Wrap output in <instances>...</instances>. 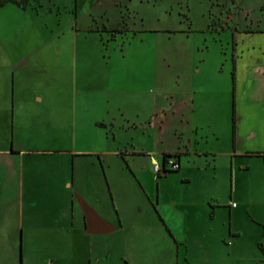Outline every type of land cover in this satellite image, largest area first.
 Masks as SVG:
<instances>
[{
  "label": "crops",
  "instance_id": "crops-1",
  "mask_svg": "<svg viewBox=\"0 0 264 264\" xmlns=\"http://www.w3.org/2000/svg\"><path fill=\"white\" fill-rule=\"evenodd\" d=\"M27 10L12 2L0 6V47L3 48L0 59H15L22 64L29 58V54L33 58L42 53V44L33 47L32 53L27 50ZM9 12L20 18L17 32L9 28ZM34 29L33 42L36 40L37 26ZM263 31L264 29L246 27L239 32L240 38L234 35L236 63L242 68L240 76L245 80L244 86H237L236 80L233 86H193L195 75L192 72L196 70L198 76L202 68H190L192 53L189 52L192 48L189 44L184 51H180L182 54L176 56L180 67L178 71L181 70L186 86H77V76L80 84L85 80L84 66L81 64L84 71L82 75L75 70L80 60L79 55L85 56L84 50L77 45L75 37L72 46L62 50V58L59 34L53 41L56 43L54 58L58 62L52 64L57 65L52 67L50 73L52 85L48 87L51 93H43L40 86L28 85L27 66L20 71H13L7 66L3 72L4 84L0 86V119L3 122L0 131L3 134L5 132L7 138V143L0 147V164L17 172L19 166L24 167L25 158L32 155L31 149L26 147V139L23 140V132L15 129L14 121L15 117L24 116V111L33 108L34 104L45 105L43 116L48 121L59 120L62 117L61 108L69 105V116H73L74 124V147L63 151L72 155L73 163L77 157L85 162L73 166L71 180L63 181L65 192L54 197L43 196V204L52 203V212H28L26 216H22L23 220L18 228L23 241L24 235H27L29 245L36 249L39 244L45 243L49 249L67 250L69 253L82 250L84 256L76 264H114L108 262L111 250L108 248L115 245L113 243L118 246L121 243L118 244L119 239L112 241L111 237L127 228L180 234H186L190 228L207 229L211 227L213 218H216V212L214 208L211 210L208 197H203L202 191L216 185L214 183L218 173L215 169L219 166L227 168L232 160L233 187L239 175V182L244 186L250 201L236 203L232 193L228 199L219 201L223 204L221 206L228 208L231 222L229 233L233 234V241L226 250L231 255L232 264H264V162L259 167L258 163L255 164L258 169L255 167L252 171L254 165L251 160L252 157L264 159V150H256L259 143L252 142L253 137L264 134V64H258L257 58L251 61L247 58L244 61L245 50L250 46L248 42L252 40L248 34ZM66 42L68 43V39ZM165 47L164 60L171 54L165 43L159 48ZM59 61L66 65L59 64ZM59 67L62 69L60 72ZM61 75L67 86L60 84ZM252 77L263 85L259 86V93H255L254 98L250 93L252 86H248ZM57 78L59 80L53 83ZM70 81L76 85L71 86ZM153 87L155 91L152 90ZM76 111L78 114L81 112V118L77 119ZM32 114L40 115V112L33 108ZM253 119H256L254 123L258 127H252ZM78 121L81 122V127H77ZM59 129L60 127H55V133L58 134ZM236 130L238 140L233 138ZM82 137L83 146L77 147L78 139ZM31 138L34 139L35 136ZM212 139L224 141L225 148L218 150L217 147H210ZM15 142L18 148L13 145ZM165 154L178 155L180 167L176 171H179L182 183L180 193L177 190H167L166 186L162 189L166 184V176L160 174L165 172L154 175L151 171L154 162L164 164ZM236 155L245 157L239 163V169L234 159ZM126 171L137 179L136 185L142 189V196L123 199L122 196L125 195L126 198L128 195L125 188H133L135 183L127 179V186L125 185L122 175L127 176ZM237 171L246 173L238 174ZM256 171L257 173H253ZM147 172L152 173L156 190L148 187L144 179ZM23 184L22 180L21 185ZM24 193L22 189V194ZM29 194L30 207H35L37 201L32 193ZM80 199L102 220L103 223L96 225L101 231L88 232ZM196 205H200L202 212L198 211L199 207ZM128 210L139 219L127 226L124 217L130 213ZM245 210L249 216L245 215ZM237 217L250 229V241H244L242 231L234 227ZM8 229L11 230V227L0 226V234H7ZM186 262L191 264L190 258L186 257Z\"/></svg>",
  "mask_w": 264,
  "mask_h": 264
},
{
  "label": "rangeland",
  "instance_id": "rangeland-1",
  "mask_svg": "<svg viewBox=\"0 0 264 264\" xmlns=\"http://www.w3.org/2000/svg\"><path fill=\"white\" fill-rule=\"evenodd\" d=\"M24 1L26 3L22 8L28 9L25 18L27 20L25 25L27 50L32 53L33 47L42 44V53L33 58H30L31 55L28 53L29 58L22 64L15 59H0V86L4 84L3 72L7 66L13 71L23 70L22 68L27 66L28 85L40 86L43 93L47 94L51 93L48 87L52 85L51 69L57 65L52 64L58 62L54 58L56 43L53 42L58 34L61 35L60 39L58 38L61 42H59L60 48L57 47V49L61 51L67 49L72 46L73 41L76 40L74 38L77 37V45L84 50L85 56L83 54L82 56L85 58L82 59L79 55L81 61H78L75 70L77 74L82 75L84 68L85 80H82L80 84L77 76V86H186L183 83L181 70L178 71L180 67L176 56L182 54L180 51H184L188 44L192 48L189 52L192 53L190 68L195 69L198 66L202 68L198 76H196V70H193L192 74L195 75L193 86H233L234 80L237 81V86H244L245 80L240 76L242 68L236 63L234 35H238L246 27L264 29V0ZM8 15L11 16L8 18L11 23L9 28L17 32L20 18L12 12ZM34 26H37L38 32L33 42ZM238 36L240 38V35ZM248 36L252 39L248 42L249 47L252 48H246L244 61H247V58L248 61L257 58L258 64H264V31L253 35L248 34ZM164 43L171 51L169 58L165 60L163 55L166 47L159 48ZM1 50H3L2 47H0ZM140 54H142L141 57ZM202 58L203 61H201ZM61 63L59 61V64ZM61 70L59 67V72ZM58 80L59 78L55 79L53 83ZM76 83L70 85L74 86ZM60 84L66 85L63 75L60 77ZM248 86H252L250 93L254 98L255 93H259V86L263 85L252 77ZM152 90L155 91V87ZM32 107L39 111L40 115L32 114L33 108L30 107L24 111V116L15 117L14 121L15 129L23 132L21 133L23 140L26 139V147L31 149L32 155L25 158L24 167L19 166L17 172L0 164V226L11 227L7 234H0V264H76L84 256L82 250L69 253L67 250L49 249L45 243L39 244L40 249H36L35 246L29 245L27 235H24L23 241L21 230L18 228L21 226L22 216H26L28 212H52L54 210L52 203L44 202L43 204V196L54 197L62 191L65 192L63 181L71 180L73 166L79 163L85 164L78 157L73 163L72 155L63 151L74 147L72 143L74 124L73 116H69V112L71 113L69 105L61 108L62 117L59 120L52 121H48L43 116V112L46 111L45 105L34 104ZM78 107L80 110L79 105ZM76 115L78 119L82 114L76 111ZM255 120H252V127H258L254 123ZM76 125L82 126L80 121ZM2 126L3 122L0 119V127ZM55 127L61 129L58 134L55 133ZM0 134V147H2L5 142L7 143V138L5 132L3 134L0 131ZM31 136L35 138L32 139ZM234 137L238 140L237 130ZM83 139V137L78 139L77 147L83 146ZM213 140L210 147H217L218 150L225 148L224 141ZM254 141L259 143L256 150H264V134L253 137L252 142ZM13 145L15 148L19 147L16 142ZM37 149L40 150L37 151ZM231 158L230 156V160ZM262 158H251L254 165L252 171L256 167L255 164L258 163L259 167L264 162ZM234 159L239 169L238 165L245 160V157L236 155ZM151 171L155 173L152 167ZM178 172L175 170L160 174V176H166V184L162 186V189L166 186L167 190L172 192L177 190L180 193L182 183ZM215 172L218 173L214 183L216 185L202 191L203 197H208L211 210L214 208L216 212V218H213L211 227L190 228L186 234L127 228L111 237L112 241L119 239L117 242L121 244L118 246L113 243L115 245L108 248H111L108 253L110 256L108 262L187 264L186 257H188L191 264H232L231 255L226 250L233 241V234L229 233L231 222L227 206H221L223 204L219 201L228 199L231 193L236 203L241 204L242 201H250V199L248 193L244 191V186L239 182V175L233 187L232 160L227 168L219 166ZM237 173L245 174L246 172L237 171ZM122 178L126 186L127 179L135 181L133 188H125L128 190V195L126 198H124L125 195L122 196L124 200L142 196V189L136 185L137 179L129 171L127 176L122 175ZM144 179L149 188L156 190L152 173L147 172ZM22 180L23 185H21ZM22 189L25 191L24 194ZM27 190L37 201L35 207H30L31 198ZM162 192L164 193V190ZM254 205L259 211L258 206ZM199 206L196 205V207ZM198 211L202 212L200 207ZM244 213L249 216L247 210ZM131 214L130 212L124 217L127 226L139 219L135 218V213ZM234 227L242 231L244 241L251 240L250 229L242 219L237 217ZM259 243L262 244L261 241Z\"/></svg>",
  "mask_w": 264,
  "mask_h": 264
},
{
  "label": "water",
  "instance_id": "water-1",
  "mask_svg": "<svg viewBox=\"0 0 264 264\" xmlns=\"http://www.w3.org/2000/svg\"><path fill=\"white\" fill-rule=\"evenodd\" d=\"M79 202L86 217L88 232L95 233L101 231L96 227L97 224L102 222L96 212L91 207H89L83 199H80Z\"/></svg>",
  "mask_w": 264,
  "mask_h": 264
},
{
  "label": "built area",
  "instance_id": "built-area-1",
  "mask_svg": "<svg viewBox=\"0 0 264 264\" xmlns=\"http://www.w3.org/2000/svg\"><path fill=\"white\" fill-rule=\"evenodd\" d=\"M164 165H165V168H167V169L179 168V162L177 161V159L175 157H169L167 159V162L164 163L163 165H161L157 162H154L152 168H153L155 173H160V172H164V171H162ZM233 205H235V203H233Z\"/></svg>",
  "mask_w": 264,
  "mask_h": 264
},
{
  "label": "trees",
  "instance_id": "trees-1",
  "mask_svg": "<svg viewBox=\"0 0 264 264\" xmlns=\"http://www.w3.org/2000/svg\"><path fill=\"white\" fill-rule=\"evenodd\" d=\"M9 2L16 3V4L21 5V6H24L25 3H26V1H24V0H0V6L3 5V4H5V3H9ZM116 30H119V29H116ZM169 157H175V158L177 159V158H178V155H177V154H165V155H164V163L167 162V159H168ZM177 161H178V160H177ZM178 162H179V161H178ZM179 167H180V164H179ZM178 169H179V168H177V169H167V168H165V165H164L162 171L167 172V171H175V170H178ZM160 173H161V172H160Z\"/></svg>",
  "mask_w": 264,
  "mask_h": 264
}]
</instances>
